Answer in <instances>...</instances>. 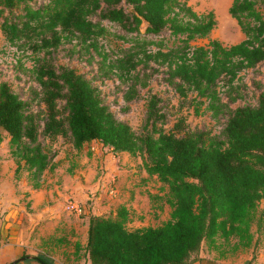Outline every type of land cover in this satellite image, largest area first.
<instances>
[{
  "label": "trees",
  "instance_id": "16d2710c",
  "mask_svg": "<svg viewBox=\"0 0 264 264\" xmlns=\"http://www.w3.org/2000/svg\"><path fill=\"white\" fill-rule=\"evenodd\" d=\"M228 10L244 37L195 45L215 19L185 0H0L5 44L33 58L27 71L35 84L25 97L0 82V126L9 135L15 172L26 170L38 187L54 165L59 137L77 150L96 140L138 156L148 176L167 187L170 216L159 225L129 228L123 205L89 214L90 264H189L204 239L240 230L260 200L256 231L264 236V85L256 103L230 105L242 96L240 72L264 60V0H231ZM65 43L93 65L90 76L54 62ZM155 74L177 99L167 128L169 100L148 94L136 131L95 83L116 80L127 110ZM184 107L225 115L221 132L186 129ZM22 258L50 264L39 254L5 264Z\"/></svg>",
  "mask_w": 264,
  "mask_h": 264
},
{
  "label": "rangeland",
  "instance_id": "374dc122",
  "mask_svg": "<svg viewBox=\"0 0 264 264\" xmlns=\"http://www.w3.org/2000/svg\"><path fill=\"white\" fill-rule=\"evenodd\" d=\"M185 1L199 13L212 12L215 19V25L208 35L192 41L193 44L204 45L211 39H218L223 44H230L244 37L235 18L229 14L228 8L231 0ZM67 46L69 43H65L54 52V62L74 67L77 71L86 72L90 76L94 72L93 65L87 63L84 57L78 53L68 52L65 49ZM32 60V57L16 52L13 47L5 44L0 33V82L6 81L13 91L23 97L27 95L29 86L35 84L27 71ZM239 82H241L242 96L231 102V107L256 103L257 96L264 85V60L258 62L254 67L241 71ZM95 83L98 84L101 93L105 95V101L115 115L128 122L136 131H141L144 123L146 100L150 93H156L165 101L169 100L170 102L168 107H170L171 114L167 118L166 128L176 118V114L172 113L175 108L171 107V104L176 106L177 99L171 87L163 82L161 75L155 74L151 78L148 87L141 91L143 96L131 100L127 110L122 109L124 102L121 92L117 88L116 80L98 79ZM180 114L185 116L186 129H205L215 134L221 132L226 120L225 115L212 117L210 112L205 110L195 114L192 108L187 107L182 108ZM7 137L8 133L0 126V264L17 258L22 253L42 255L50 264H87L82 247L78 248L80 253L73 257L69 252L68 245L70 243L65 237L66 235L63 238L58 237L62 233L69 235L72 226V229L77 230V238L84 231L78 215L66 207L68 199L74 197L66 194L60 195L55 189L49 191L55 187L53 185L55 182L54 173L50 169L44 171L38 187L31 185L26 170L22 169L16 173V164L9 154ZM54 146L62 155L58 164L60 169H64L63 172L60 171L62 172L60 176L66 174L61 179L62 187H65V183L71 182V178H73L71 174L74 173V167L71 168L68 165L70 164L69 158L76 156L80 164L83 162L85 153L72 150L70 143L63 141L61 137L54 142ZM122 157L125 160L130 156L123 155ZM128 158L125 161L135 169L138 157L137 159ZM134 173L137 172L134 171L132 174ZM99 174L98 180L102 183L105 182V185L102 187L98 184V188L93 192L98 198L97 204L102 206L110 203L111 200L110 197L105 196L104 192L112 194L111 197L116 193L118 175L113 173V175L106 176L105 172ZM145 184L151 191L139 194L138 197L134 195V202L129 205L133 206L129 208L130 221L127 224L129 228L156 226L170 216L171 206L167 202V187L153 176H150ZM128 196L129 193L123 192V195L120 194L118 196L120 198L115 202L118 200L127 202ZM64 200L65 203H63ZM88 200L79 201L84 210L88 208ZM97 204L95 205L97 206ZM262 207L263 202L260 200L249 210V217L237 232H229L227 235L217 233L204 239L198 257L192 259L189 264H264V236L256 231V218ZM66 249L70 256L66 252L61 254V250L65 251ZM24 261L29 262L30 259Z\"/></svg>",
  "mask_w": 264,
  "mask_h": 264
},
{
  "label": "crops",
  "instance_id": "0c3cea01",
  "mask_svg": "<svg viewBox=\"0 0 264 264\" xmlns=\"http://www.w3.org/2000/svg\"><path fill=\"white\" fill-rule=\"evenodd\" d=\"M8 139H9V135L7 137V141ZM72 150L85 153L83 162H80L79 164L76 156H71V158H69L70 164L68 165L71 168L72 166L74 167V173L71 174L73 178H71L70 176L71 182L65 183V187H62L63 185H62L61 179L64 178L66 174H63L62 177L60 176V174L63 172L64 169L62 170L60 169L61 167H59L58 161L61 159L62 155L59 154L58 152L54 158V165L50 169L52 173H54L55 182L53 183V185L55 187L49 189V191H52L55 189L56 192H58L60 195L62 194H66L67 196L72 195L75 199L79 201H86V199H89L88 208L84 210V213L78 215V217L80 218L79 220L83 224L82 229L84 230L81 236L77 238V234H76L77 230L72 229L73 226L69 230L70 231L69 235L62 233L58 236V237L63 238L64 235H66L65 237L68 238V242L70 243L68 245L70 255H72L73 257H76L77 254L80 253V251H78V248L82 247L83 251L85 252L84 245L86 242V232H87L89 214L108 213L110 211H115L119 206H122V205L125 206L130 212L129 208L133 206H129V205L130 203L134 202L133 201L134 195L138 197L139 194H142V193L144 194L148 190H150V189H147L149 187H147V185L145 184L146 182H148V178L150 176H148L145 169L141 166V160L138 156L130 155L127 152H113L110 148L102 145L100 142L96 140H91V141L86 142L82 146V148L78 150L72 147ZM123 155H125V157L129 155L130 157L134 159H137L138 157L139 159L137 160L138 164L136 163L137 167H135V169L137 170H135L133 167H130L128 165V162L125 161L128 157H126L124 160L122 157ZM134 171H136L137 173L132 174ZM100 172H105L106 176L113 175V173H116L118 175L116 178V187H117L116 193H114L113 196L111 197L112 194L108 193L107 191H106L107 194L106 192H104L105 196L110 197L111 200H110V203L106 205H102V206L97 204L98 198L95 197V193L93 192L95 189L98 188V184H100L102 187L103 185H105V182L102 183L98 180V177L100 176L99 174ZM153 177L155 176L153 175ZM123 192L129 193L127 202H122V200H118L117 202H115V200L120 198L118 197L120 196V194L123 195ZM46 198L48 199V197ZM63 203H65V200L63 201ZM95 204H97V206ZM65 211L68 212L67 210ZM67 249L65 251L61 250V254H64L66 252V254L69 255V253L67 252ZM22 254H25V253H22ZM22 254L18 256L17 258L21 257ZM29 255H35V254H29ZM85 257H86L85 261L87 262V264H90L86 254H85ZM26 259H30V258L19 259L14 264H41L33 259H30L29 262L24 261Z\"/></svg>",
  "mask_w": 264,
  "mask_h": 264
},
{
  "label": "built area",
  "instance_id": "2783aa9c",
  "mask_svg": "<svg viewBox=\"0 0 264 264\" xmlns=\"http://www.w3.org/2000/svg\"><path fill=\"white\" fill-rule=\"evenodd\" d=\"M66 207L77 215L84 213V208L80 204L79 200L75 198H69Z\"/></svg>",
  "mask_w": 264,
  "mask_h": 264
}]
</instances>
